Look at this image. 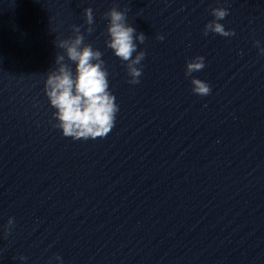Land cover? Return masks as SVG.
<instances>
[{
  "label": "water",
  "instance_id": "obj_1",
  "mask_svg": "<svg viewBox=\"0 0 264 264\" xmlns=\"http://www.w3.org/2000/svg\"><path fill=\"white\" fill-rule=\"evenodd\" d=\"M112 7L146 37L135 85L105 44ZM216 7L234 36H204ZM73 25L102 53L119 107L103 139L64 137L44 92ZM255 41L264 0H0V264H264ZM196 56L205 67L186 77ZM192 78L210 95H194Z\"/></svg>",
  "mask_w": 264,
  "mask_h": 264
},
{
  "label": "clouds",
  "instance_id": "obj_2",
  "mask_svg": "<svg viewBox=\"0 0 264 264\" xmlns=\"http://www.w3.org/2000/svg\"><path fill=\"white\" fill-rule=\"evenodd\" d=\"M210 14L214 19L204 26V36L209 33L226 38L235 35L234 31H226L224 25L219 23L229 15L227 8H213ZM84 17L88 26L85 32L90 35L95 30L93 10L86 8ZM104 18L108 20L106 47L125 63L127 75L131 78L128 83L138 84L142 75L141 61L146 54L144 51H137V42L144 44L145 34L138 33L127 23V10L121 11L112 7L104 14ZM82 27L83 25H73V36L55 41L56 47L62 49L63 54L56 55L54 63L58 67L48 73L44 85L50 106L55 109L53 119L57 123L54 127L59 129L64 137L74 141L105 138L114 127L119 111L115 96L109 90V73L105 68L102 53L91 44L85 43V35L81 33ZM157 39L163 40L164 37L157 36ZM254 46L259 49L260 55H264V47H260V41H255ZM72 65H75L74 70ZM204 67V57L196 56L186 62L185 76L191 77ZM191 84L194 95H210L211 87L208 83L192 78ZM13 225L14 219L9 218L5 235L10 233ZM19 259L23 261L26 257L21 256ZM55 259L61 261L59 256Z\"/></svg>",
  "mask_w": 264,
  "mask_h": 264
}]
</instances>
